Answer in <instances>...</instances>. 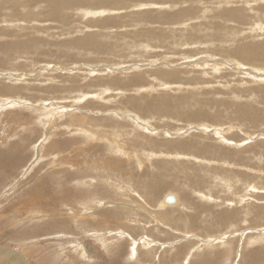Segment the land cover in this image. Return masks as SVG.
<instances>
[{
    "label": "rangeland",
    "instance_id": "1",
    "mask_svg": "<svg viewBox=\"0 0 264 264\" xmlns=\"http://www.w3.org/2000/svg\"><path fill=\"white\" fill-rule=\"evenodd\" d=\"M53 1L0 0V264H18L12 248L27 264L264 258V0ZM79 124L118 131L124 154ZM34 189L54 206L33 204Z\"/></svg>",
    "mask_w": 264,
    "mask_h": 264
},
{
    "label": "bare ground",
    "instance_id": "2",
    "mask_svg": "<svg viewBox=\"0 0 264 264\" xmlns=\"http://www.w3.org/2000/svg\"><path fill=\"white\" fill-rule=\"evenodd\" d=\"M12 1V0H11ZM40 1V0H39ZM48 2H49V0H47ZM53 1V0H52ZM80 1V0H79ZM83 1H85V0H83ZM114 1H116V4H118V6L119 5H123L125 2H127V0H114ZM167 1H170L171 3H174L175 2V0H163V2H167ZM200 1V0H199ZM202 1V0H201ZM200 1V2H201ZM204 1V0H203ZM202 1V2H203ZM219 1H221V0H219ZM218 1V2H219ZM223 1V0H222ZM233 1V0H232ZM231 1V2H232ZM234 1H237V0H234ZM76 2H78L77 0H76ZM153 2H155V1H153ZM191 2H192V0H191ZM209 2V1H208ZM226 2V1H225ZM230 2V3H231ZM10 3V2H9ZM70 3H71V1H70ZM75 3V2H74ZM204 3V2H203ZM214 3V2H213ZM221 3V2H220ZM64 5V4H68V2L67 1H65V0H56V1H53V2H51V5L49 6V7H51V8H55L56 6L59 8V6H61V5ZM76 4V3H75ZM169 4V3H168ZM181 4V3H180ZM179 4V5H180ZM185 4H187V3H185ZM191 4V3H190ZM235 3H233V5H234ZM44 5V4H43ZM62 5V6H63ZM157 5V4H156ZM166 5V4H165ZM179 5H178V7H179ZM199 5V4H198ZM212 5V4H211ZM53 6H55V7H53ZM66 7H65V9H68V5H65ZM190 6V5H189ZM56 7V8H57ZM111 8H114V9H117V8H115V7H113V6H110ZM160 7V6H159ZM165 7H167L168 8V5H166ZM176 7H177V5H176ZM175 6H174V8H176ZM177 7V8H178ZM198 7V6H197ZM201 7V6H200ZM245 7V6H244ZM55 8V9H56ZM64 8V7H63ZM125 8V7H124ZM226 8V7H225ZM54 9V11L53 12H56V10ZM75 9V8H74ZM166 9V8H165ZM191 9V8H190ZM240 8H238V10H239ZM244 9V8H243ZM263 9V8H262ZM93 9H88L87 10V14H92V15H95V17L97 16V15H101V14H107L105 11H110V12H113L114 10H110V9H99V10H96V8H95V10L96 11H92ZM160 10V9H159ZM162 10V9H161ZM178 10V9H177ZM220 11H221V9H219ZM246 10V9H245ZM61 11H62V7H61ZM73 11V10H72ZM120 11V10H119ZM176 11V10H175ZM226 11H228V10H226ZM230 11V10H229ZM228 11V12H229ZM234 11V10H233ZM232 11V12H233ZM237 10L235 9V12H236ZM57 12H58V10H57ZM63 12V11H62ZM153 12V11H152ZM231 12V11H230ZM240 12V11H239ZM164 13V12H163ZM222 13H225L224 12V10H222ZM234 13V12H233ZM241 13H242V11H241ZM240 13V14H241ZM244 13V12H243ZM57 14V13H56ZM146 15V17H148L147 19L150 21V22H152V23H154L155 21H159V22H161L160 20H159V18H156L152 13L150 14L149 12H144L143 13V15ZM230 14V13H229ZM239 14V13H238ZM240 14H239V16H240ZM62 15V17L65 15V14H61ZM70 15V14H69ZM170 15V14H169ZM227 15V14H226ZM235 15H237V13L235 14ZM59 16H60V14H59ZM163 16V15H162ZM227 16H229V15H227ZM238 16V15H237ZM241 16H243V15H241ZM94 17V16H93ZM230 17H231V15H230ZM236 17V16H235ZM234 16H233V18H235ZM60 18V17H59ZM237 18H239V17H237ZM190 19V18H189ZM240 19V18H239ZM94 20L95 21H98V22H103L102 23V25L101 26H105V25H110V24H113L114 23V19L112 18V17H107V18H105V19H103V18H98V19H95L94 18ZM163 20V19H162ZM236 20V19H235ZM238 20V19H237ZM242 20V19H241ZM108 21H111L110 23L108 22ZM96 25V24H95ZM1 28V27H0ZM2 30V29H1ZM3 33H5V31L3 30ZM1 35H3V34H1ZM6 35H8V33H6ZM14 44V43H13ZM252 44V43H251ZM256 44V43H255ZM259 45V44H258ZM257 45V46H258ZM251 46V45H250ZM255 47V46H254ZM259 47V46H258ZM260 48V47H259ZM259 48H257L256 47V49H258V51H260L259 50ZM261 48H263L264 49V47H261ZM248 49V48H247ZM245 50V49H244ZM249 52V51H248ZM254 53H257V51L255 52V51H253ZM253 52H251V56L253 57ZM261 52V51H260ZM262 53V52H261ZM261 53H258L259 55L261 54ZM247 55V54H246ZM254 58V57H253ZM122 71H123V69H121ZM13 75V74H12ZM133 77V76H132ZM141 78V77H140ZM139 78V79H140ZM115 81V80H114ZM131 82V81H130ZM139 82V81H138ZM128 82H126V84H127ZM136 83V82H135ZM114 84V83H113ZM117 85V84H116ZM120 85V84H119ZM126 86H128V85H126ZM2 88V87H1ZM8 88V87H7ZM3 89V88H2ZM16 89H17V87H16ZM9 90V89H8ZM13 90V89H12ZM20 90V89H19ZM5 91H6V89H5ZM133 97V96H132ZM131 98V97H130ZM133 98H135V99H137L135 96L133 97ZM139 99V98H138ZM137 99V100H138ZM25 100V99H24ZM151 100V99H150ZM158 100V99H157ZM165 100V99H164ZM140 101V100H139ZM41 102V101H40ZM151 102V101H150ZM150 102H148V103H150ZM159 102V101H158ZM165 102V101H164ZM167 102V101H166ZM38 103V102H37ZM132 103H133V101H132ZM134 103H136V102H134ZM44 104H46V103H44ZM52 104H54V103H50L49 105H52ZM151 104V103H150ZM163 104V103H162ZM167 104V103H166ZM49 105H47V106H44V108H39V109H42V111H46V112H42V113H44L46 116H49V117H53L54 115V113H62V111H63V109H62V111H58V112H56L55 110H54V108L52 109V111H51V109L49 110V109H46ZM135 105V104H134ZM133 105V106H134ZM140 105V104H139ZM144 105V104H143ZM164 105V104H163ZM163 105H161V106H163ZM136 106V105H135ZM149 106V105H148ZM160 106V105H159ZM160 106V107H161ZM166 106V105H165ZM52 107V106H51ZM55 107V106H54ZM147 107V106H146ZM151 107V106H150ZM56 108V107H55ZM159 108V107H158ZM165 107L163 106V109H164ZM46 109V110H45ZM136 109H140V108H136ZM54 110V111H53ZM144 110V109H143ZM164 110H168V109H164ZM163 110V111H164ZM41 111V110H40ZM65 111H66V109H65ZM64 111V112H65ZM113 111V110H112ZM140 111H142V110H140ZM158 111V110H157ZM161 111V110H160ZM54 112V113H53ZM159 112V111H158ZM41 113V114H42ZM40 114V115H41ZM135 114V113H134ZM108 115V114H107ZM131 115H132V113H131ZM136 117H138L137 115H136ZM182 117V116H181ZM187 116H185V118H186ZM135 118V117H134ZM183 118V117H182ZM192 118V117H191ZM140 119V118H139ZM143 121V120H142ZM144 122V121H143ZM66 123H69V122H66ZM86 123V122H85ZM149 123V122H148ZM149 126V125H148ZM205 126V125H204ZM66 127V126H65ZM76 127H80L82 130H84V134H85V137L86 138H89V139H95V138H97V136H99V135H101L102 137H105V140H104V142H105V145L107 146V147H112V148H116L117 147V149L119 150V152H120V150H122L121 152L123 153V152H125V143H124V141H123V139H122V137H121V135L118 133V131H117V133H115V135L114 136H110V138L107 136L108 134H107V131H104V132H102L100 129H97V130H95V129H93V127L91 126V125H82V124H79L78 126H76ZM147 127V126H146ZM106 129V128H105ZM219 132V131H218ZM217 132V133H218ZM112 139V140H111ZM238 139V138H237ZM88 140V139H87ZM108 142V143H107ZM195 142V141H194ZM182 143V142H181ZM113 144V145H112ZM183 144V143H182ZM232 144V143H231ZM191 147V146H190ZM196 148L198 147V146H195ZM109 149V148H108ZM111 149V148H110ZM109 149V150H110ZM11 150H14V149H11ZM17 150V149H16ZM16 150H14V151H16ZM112 150V149H111ZM5 151H7V150H5ZM114 150H112V152H113ZM27 153V152H26ZM124 154V153H123ZM126 154V153H125ZM137 154V153H136ZM10 155V154H9ZM135 155V154H134ZM2 157V156H1ZM3 157H5L4 155H3ZM17 157V156H16ZM20 157V156H19ZM4 160V159H3ZM12 161H13V166H17V163H16V160L15 159H12ZM83 161V160H82ZM89 164H90V162H88ZM5 164V163H4ZM86 164V163H85ZM2 166V165H1ZM0 166V167H1ZM87 166V165H86ZM89 166V165H88ZM91 167V166H90ZM85 168V167H84ZM92 168V167H91ZM17 169V168H16ZM88 170V169H87ZM90 170V169H89ZM2 172V171H1ZM8 172V171H7ZM77 173V172H76ZM79 174V173H78ZM2 176V175H1ZM6 176V175H5ZM79 178H81V177H79ZM77 179V178H76ZM85 179V178H84ZM40 184H41V182H40ZM78 185H82L83 183L82 182H80V183H77ZM36 186H39V185H36ZM42 186V185H41ZM40 187V186H39ZM38 187V188H39ZM70 188V187H69ZM157 189H158V187H157ZM33 190V189H32ZM35 190V189H34ZM36 190H38V189H36ZM35 190V191H36ZM43 190V189H42ZM42 190H40V191H36V193L34 194V195H32L31 196V199H32V202H33V204H40V205H38V207H41V208H43L44 209V211H48V209L46 210V208H48L47 206H54L53 205V203L51 202V201H47V199H48V197H47V199L45 200L44 199V196L41 194L42 192ZM75 190V189H74ZM154 190V189H153ZM160 190V189H159ZM66 191L67 192H70V191H68L67 189H66ZM30 192V191H29ZM62 192H64L63 191V189H62ZM44 193V192H43ZM76 193V192H75ZM74 193V194H75ZM86 193V192H85ZM31 194V193H30ZM45 194V193H44ZM55 194V193H54ZM73 194V193H72ZM184 192L182 193V195H181V193H180V195H181V197H180V200H179V202H178V204L179 205H181V204H184V203H181V201H183V202H186L187 200H188V198L189 197H185L184 195ZM29 195V194H28ZM50 195V194H49ZM58 195V194H57ZM56 195V196H57ZM65 195V194H64ZM64 195H63V197H64ZM69 195V194H68ZM51 196V195H50ZM49 196V197H50ZM86 196V195H85ZM88 196V195H87ZM163 196V195H162ZM188 196V195H187ZM250 196V195H249ZM167 197V194H165L164 195V197H163V199H162V201L163 200H165V198ZM28 198H30V197H28ZM72 198V197H71ZM247 198V197H246ZM53 199V198H52ZM64 199V198H63ZM68 199V198H67ZM69 199H70V197H69ZM175 199H176V201L175 202H173V203H171V204H169V202H171V201H169L168 199H166V201L163 203V205H172V204H175L176 202H177V197H175ZM56 200V199H55ZM65 200V199H64ZM211 200V199H210ZM214 200V199H213ZM54 201V200H53ZM66 201V200H65ZM160 199H159V202L157 203V205H159V203H160ZM161 201V202H162ZM44 202H45V204H44ZM91 202H93V199H91ZM90 202V203H91ZM99 202H101V201H99ZM89 203V204H90ZM84 204V203H83ZM87 204V203H86ZM25 205H28V204H25ZM233 205V204H232ZM170 207H172V206H170ZM175 207V206H174ZM86 208H88L87 206H86ZM159 208H160V206H159ZM167 208L168 207H163V208H160V212H161V216H164V215H166V214H164V213H166L167 212ZM76 210V209H75ZM87 211H88V209H87ZM79 213V212H78ZM89 213H91V212H89ZM231 213H235L236 214V212L235 211H224L223 212V214L224 215H222V217H220V218H224L223 216H225L226 217V219H231V217H233L234 218V215L233 214H231ZM105 215H107V216H113V215H111V211H107L106 213H105ZM85 218V217H84ZM166 218V217H165ZM53 220H55V221H58L60 218H52ZM52 219L50 220V222H53L52 221ZM58 219V220H57ZM64 219H65V217H64ZM63 220V219H62ZM66 220V222H67V219H65ZM59 222V221H58ZM60 222H62V221H60ZM60 222H59V224H60ZM80 222L81 223H83V222H88V219L87 220H85V219H80ZM66 224V223H65ZM62 225H64V224H62ZM79 225V224H78ZM58 228H59V226H57ZM64 229H65V227H63ZM55 230H56V227L54 228ZM67 230H70V229H67ZM66 230V231H67ZM65 231V232H66ZM71 234H72V236H73V240H77V239H79L78 238V235L76 234V233H74L72 230H71ZM110 233H111V231H109ZM113 232V231H112ZM66 234V233H65ZM119 234V233H118ZM87 236V235H86ZM110 236V235H109ZM113 236H116V237H118V243H117V246H116V248H118V249H120V250H123V249H121V247H122V244L124 243L123 242V240H121L122 239V234H119V235H117V234H113ZM85 237V236H84ZM106 237V236H105ZM104 237V243H106L107 244V247L109 246V244L111 243V241H112V238L110 237H108V238H105ZM262 238H261V240L262 239H264L263 238V236H261ZM92 238V237H91ZM259 238L260 237H258V240H259ZM82 239H84V238H82ZM85 240H86V238H85ZM250 240V239H249ZM225 241V240H224ZM255 241H256V239H255ZM133 242V241H132ZM139 242V241H138ZM150 242V241H149ZM232 242H234V241H232ZM232 242H230L229 241V244H232ZM85 243V242H84ZM131 243V242H130ZM64 244H66V243H58V245H60V247H62V249H64V248H66L65 247V245ZM83 243L82 242H79V243H77L76 245H74L73 246V248L69 245V247H71V249L73 250V249H75L76 248V251L78 250V249H80V251H82V254H81V256H86V258H87V255L85 254V252L83 253V249H82V247H83V245H82ZM63 245H64V248H63ZM206 245V244H205ZM87 246V245H86ZM134 246H135V244H134ZM134 246H133V249H134ZM144 246H147V244L145 243L144 244ZM89 247V246H88ZM85 248L86 247H84V251H85ZM93 248H94V246H92V249H91V251L93 250ZM115 248V249H116ZM148 248H152V243L150 244V245H148ZM13 249V251H11L9 254H8V257H9V259L14 263V261L15 260H17L18 262V264H27V262H26V260H25V258H24V256H23V254L22 253H20V252H17L14 248H12ZM181 249V248H180ZM191 249V248H190ZM149 250H153V249H149ZM179 250V249H178ZM225 250V249H224ZM79 251V252H80ZM87 251V250H86ZM139 251V250H138ZM138 251H137V253H138ZM189 251V250H188ZM232 251V248H231V246H228L227 247V249L225 250V251H222V252H220V253H218V256H217V258L218 257H224L225 255H230L229 253ZM93 252V251H92ZM149 252V251H148ZM148 252H146V253H144V254H137L136 253V251L135 252H132V256H131V258H135V259H137V260H142V261H144L143 259H145V257L147 256L148 257ZM180 252H182L183 253V251L182 250H180ZM179 252V253H180ZM87 253H88V251H87ZM115 253V252H114ZM120 253H122V252H120ZM181 253V254H182ZM130 254V253H129ZM146 254H148V255H146ZM210 254V253H209ZM258 254H260V255H258ZM80 255V254H79ZM118 255H120V254H117V256ZM136 255V257H134ZM140 256V255H142V257L141 258H139L138 256ZM144 255H146V256H144ZM178 256H180V254H177ZM183 255V254H182ZM215 255H217V254H215ZM263 255V254H262ZM208 256H210V255H208ZM208 256H206L205 258L207 259L208 258ZM92 258H93V256H91ZM144 257V258H143ZM151 257V256H150ZM154 257V256H153ZM177 257V256H176ZM215 257V259H216V256H214ZM172 258H173V256H172ZM198 258V257H197ZM4 260H6L5 258H3ZM174 259V258H173ZM172 259V260H173ZM176 260L175 261H177L178 260V257L177 258H175ZM209 259V258H208ZM214 259V258H213ZM214 259V260H215ZM84 260V259H83ZM152 260V259H151ZM186 260H187V258H186ZM218 260V259H217ZM244 260L246 261V263L247 264H261V263H263V261H264V258H262V256H261V253H257L256 251H251V252H249V254H248V256L246 257V258H244ZM146 261V260H145ZM144 261V262H145ZM174 260H173V262H175ZM179 261V260H178ZM212 260H210V261H203V262H201V263H197V262H193L194 264H217V261H216V263H212L211 262ZM152 262V261H151ZM185 262V261H184ZM214 262V261H213ZM187 263V262H186ZM144 264H146V263H144ZM192 264V263H191Z\"/></svg>",
    "mask_w": 264,
    "mask_h": 264
},
{
    "label": "water",
    "instance_id": "3",
    "mask_svg": "<svg viewBox=\"0 0 264 264\" xmlns=\"http://www.w3.org/2000/svg\"><path fill=\"white\" fill-rule=\"evenodd\" d=\"M169 201H173V198H169Z\"/></svg>",
    "mask_w": 264,
    "mask_h": 264
}]
</instances>
